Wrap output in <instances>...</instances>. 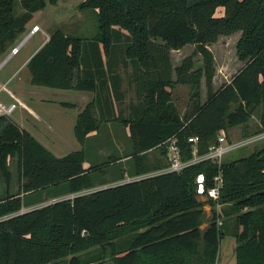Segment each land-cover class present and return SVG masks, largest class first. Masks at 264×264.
<instances>
[{
  "label": "trees",
  "instance_id": "trees-1",
  "mask_svg": "<svg viewBox=\"0 0 264 264\" xmlns=\"http://www.w3.org/2000/svg\"><path fill=\"white\" fill-rule=\"evenodd\" d=\"M47 2L56 0H0V54ZM77 6L96 8L94 40L55 28L26 66L32 84L94 92L73 127L81 147L57 156L8 115H0V217L10 214L0 218V264H219L226 234L234 239L235 264H264V144L243 156L219 162L207 157L177 171L135 177L17 212L24 204L21 192H34L32 202H38L48 188L62 187L57 193L93 188L104 182L97 181L99 171L122 157L135 168L125 170L128 175L144 174L154 169L145 165L148 152L166 156L171 138L181 159L189 160L193 149L200 155L218 145L220 133L230 127L242 126L244 137L249 136L254 115L258 123L252 134L264 131V0H81ZM237 30L236 55L244 63L214 89L208 44ZM187 43L194 44L201 64L195 66L189 54L173 66L171 49ZM121 62L134 66L142 86L141 111L128 118L114 110L121 97ZM176 84L189 85L183 113L173 100ZM104 104L110 105L107 116ZM105 120L127 126L129 147L85 168L82 145ZM12 159L16 192L8 187ZM124 169L113 180L123 179ZM200 174L204 193L197 192ZM217 174L219 197L198 198L216 183ZM130 232V239H120ZM118 239L125 243L120 246ZM96 246L100 253L81 255Z\"/></svg>",
  "mask_w": 264,
  "mask_h": 264
},
{
  "label": "rangeland",
  "instance_id": "rangeland-1",
  "mask_svg": "<svg viewBox=\"0 0 264 264\" xmlns=\"http://www.w3.org/2000/svg\"><path fill=\"white\" fill-rule=\"evenodd\" d=\"M80 1L81 0H56L55 3L47 2L42 9H39L33 13V17L28 25H26V28L20 32L12 44L0 54V99L9 100V96L6 92L7 88H9L12 92H15L16 85H31L29 82L30 72L28 67L25 65V63L22 64V66H20V64L33 51L41 39L44 36L46 37L47 32H50L55 28H61L63 31L69 34L81 37L84 41L94 40L98 34L97 10L96 8L91 7L78 8L77 4ZM15 9L16 13L21 11L19 3L16 4ZM216 13H221V8H218ZM33 24H38V31L36 30L37 32H33L34 34L32 33L31 36H28L21 43L16 53L9 54L10 48L13 45H16L24 37ZM238 35L239 31H234L228 35L222 34L218 36L216 41L208 44V47L212 50L214 55V86L222 82L223 79H229L236 70L235 67L238 63L237 61H239V58L236 55L235 43ZM119 42H122V40L115 41V46H119ZM193 50L194 44L192 43H187L178 49H172L170 53L171 62L176 65L180 63L184 56L191 54L195 61V66L200 65L201 55L199 53H193ZM50 91H56L55 94L61 96L63 99L71 98V92L68 90L63 91L60 89H52ZM201 98L202 100L206 98V86L203 78L201 80ZM173 100L177 104L180 112L183 113L189 100V85L176 84L173 88ZM49 107L46 109V113L47 115H50L52 120H54H51L50 123L53 126L55 125V128H59L61 132L63 131L66 137L71 138L73 135V130L72 127L69 128V124L73 120L72 111L68 109V106H60L61 109L55 112L54 109ZM118 110H120V106H118V103H115V113H118ZM14 115L23 117L24 115L28 116V113L23 108H16L13 110L11 115H9V118L12 119ZM67 123L68 126L66 128L63 129L60 127V125L65 127ZM257 123L258 117L256 115L252 116L247 125V132L250 133V135L247 137H244L243 135L244 131L242 126H233L228 128L225 132L226 135L220 133V136L223 137L221 144L228 146V148L223 152L221 159H230L243 156L252 152L256 148L261 147L264 144V135H261L260 132L252 134V132L257 128ZM120 126V124L115 123V125H110L108 128L109 130H107L106 125L103 124L102 128L98 130L97 134L90 137L87 142V154L89 157V162L92 164L101 163L109 155L123 153L129 147L128 134L123 133ZM121 127L123 129V126ZM45 130L47 131L48 129L46 128ZM64 145L66 146V144ZM64 151H66L65 148L60 149L59 152ZM9 168L12 171L13 178H16L17 171L15 159H12V161L9 163ZM162 169L163 168H161V170ZM161 170L158 172H161ZM152 173L154 172L127 177V179L150 175ZM109 184H115V182H111ZM89 191L90 190L87 189L81 192L86 193ZM203 195L204 194L198 195V198H201ZM204 206L208 209L206 204H204ZM221 206L222 204L215 203V208L217 210L220 209ZM133 234L134 232L127 233L120 239L123 240L125 237L130 239ZM125 240L127 241V238ZM233 241L234 239L231 234H226L221 238L219 264H235V259L231 249ZM118 243L120 246H122L125 241H121L120 243L118 239ZM98 253H100V247L96 246L83 251L81 255L83 257L87 254L95 256ZM58 264H62V262H59Z\"/></svg>",
  "mask_w": 264,
  "mask_h": 264
},
{
  "label": "crops",
  "instance_id": "crops-1",
  "mask_svg": "<svg viewBox=\"0 0 264 264\" xmlns=\"http://www.w3.org/2000/svg\"><path fill=\"white\" fill-rule=\"evenodd\" d=\"M237 31H239V35H240V30H237ZM48 35H49V32L46 33V37L44 36L41 39V41L37 44V46L33 49V51L21 62L20 66H22V64L24 63L26 65V62L29 59V57L47 40ZM238 60L239 61H237L238 63L235 67L236 68L235 72L244 63L243 60H240V59ZM117 71L119 72V75H120V92H121L120 95L121 97L118 100H115V103H118V106H120V110H118V113L116 112V114H118L119 116L123 118L133 117L134 115L140 113L141 107H142L141 106L142 105V86H141L140 79L134 69V66L131 63H122V62L119 63L117 67ZM229 79H223L222 82L214 86L213 84H214L215 79L213 76V79H212L213 88L214 89L217 88L218 86H220L221 83L227 82ZM29 82H30V78H29ZM30 84H31L30 86L16 85L15 92H12L9 88H7L13 93L15 97H17L22 102V104H18L16 108H23L28 113V116L24 115L23 117L14 115L12 120L18 126L29 131L36 139H38L44 146H46L49 150H51L57 156L64 155L71 150L80 148L81 144L76 139L74 132H73L72 137L68 138L64 135L63 131L61 132L59 128L57 127L55 128V125L53 126L50 123L52 119L50 115H47L46 109L49 106H52L49 108L54 109V112H55L61 109L60 106H65V107L68 106V109L72 111V115H73V120L70 122L69 128L72 127V130H73L77 114L84 108L87 102L91 101L94 98V92L91 90H79V89H73V88L48 87L44 85L32 84L31 82ZM52 89H60L63 91L68 90L71 92V95H70L71 98L63 99L61 98V96L55 94L56 91L55 92L50 91ZM8 96H9V100L7 101H10L13 99L12 96H10L9 94ZM111 100L112 99L109 98L108 102ZM115 103H114V110H115ZM102 112L107 116L108 113L111 112L110 105L107 104L106 106L104 104V106L102 107ZM115 123L116 124L118 123L121 126H123V129L120 126L121 130L123 131V133L128 134L127 126L118 120H114V121L105 120L103 121L99 129L102 128V125L104 124L107 127L105 128L109 130L108 129L109 126L113 124L115 125ZM67 126H68V123L65 127L63 125H60V127H62L63 129L66 128ZM46 128L49 130V132L48 130L47 131L45 130ZM99 129L90 131L84 141V144L82 145L85 150V155H86V158L83 161V166L85 168L91 164V162H89V157L87 154V142L90 139V137L97 134ZM222 134L226 135L225 133H222ZM64 144H66V146ZM63 148H65L66 151L59 152L60 149H63ZM119 154H122V153H119ZM120 161H121L120 163L109 164L108 166L105 167L107 168L106 170L105 168H103L104 171H99V174L97 175V179H98L97 181L102 180L104 182L98 183L96 186L93 187V189H95V187L97 188V187H104L107 185H112V184H109L111 182L119 183V182L127 181L129 180L127 179V177H133L127 174V171H134L135 169L131 161L128 160L127 157L120 158ZM145 165L151 166L154 168L146 173H151V172L157 173L158 171L161 170V168H164L167 165L166 156L160 155L159 152L156 150H151L150 152H148L145 158ZM122 167L125 168L124 169L125 177L123 179L113 180L121 172ZM17 186H18L17 176L16 178H13V174H12L10 183L8 185L9 190L11 192H16ZM87 189H89L90 191L93 190L92 188H87ZM87 189H83V190L76 191V192L66 191V192L57 193L58 191L62 190V187L48 188L47 190H43L41 192L40 194L41 200L38 202H32L35 198H37V195H35L34 192H21L20 196L24 198V204L22 205L20 210H18L17 212H23V211L29 210L31 208H34L40 205H44L46 203L53 202L58 199L73 197L74 195L78 193H82L81 191H84ZM201 198L205 200L207 196L203 195ZM206 206H208V204H206ZM8 215L10 214H6L4 216H8ZM2 217L3 216H1L0 218Z\"/></svg>",
  "mask_w": 264,
  "mask_h": 264
},
{
  "label": "built area",
  "instance_id": "built-area-1",
  "mask_svg": "<svg viewBox=\"0 0 264 264\" xmlns=\"http://www.w3.org/2000/svg\"><path fill=\"white\" fill-rule=\"evenodd\" d=\"M38 28H39L38 24H33L32 27L24 35V37L16 45H13L10 48L9 54L16 53L18 51V48L21 45V43L28 36H30L33 32H35ZM6 92L10 96H12L13 99L10 101L0 99V115L11 114L12 111L16 108V106L18 104H22V102L17 97H15L10 90L6 89ZM260 134L264 135V131L260 132ZM196 139H197V136L189 137V140H192V141H196ZM218 139H219L220 143L218 145H211L209 147V150L206 153L197 155L195 153V149H193V153H194L193 158H191L189 160H183L180 157L179 148L176 145L175 140L173 138H171L170 142L168 144V150H167V154H166L167 165L161 170V172L174 171V170L177 171L192 161L200 160V159L207 158V157H212L216 161L219 162L221 160V156H222L223 152L228 148V146L221 144V140L223 139L222 136L219 135ZM215 179H216V183L213 186L207 188L206 194H204L207 197L210 196L213 199H217L219 197V189L221 186L220 175H218V174L215 175ZM197 181H198L197 192L198 193H204V185L202 183L203 176L201 174L197 176ZM220 222H221V220L218 219V223H220Z\"/></svg>",
  "mask_w": 264,
  "mask_h": 264
}]
</instances>
